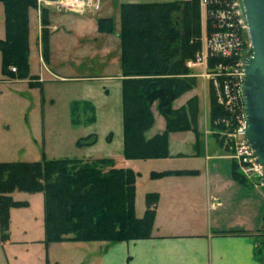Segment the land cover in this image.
Segmentation results:
<instances>
[{"label": "trees", "instance_id": "1", "mask_svg": "<svg viewBox=\"0 0 264 264\" xmlns=\"http://www.w3.org/2000/svg\"><path fill=\"white\" fill-rule=\"evenodd\" d=\"M201 0H142L120 5L121 67L123 79L124 156L130 159L164 158L169 153L171 132L192 130L199 137V99L193 96L186 105L174 108V102L195 86L188 77L187 61L201 48ZM233 0H206V32L227 34L234 42L230 55L210 54L209 65L233 66L238 59L239 27L232 10ZM5 12V38L0 39L2 72L8 78H29V11L37 0H0ZM44 58L48 57L50 24L48 11L42 12ZM98 29L114 32L112 17H100ZM238 39L237 41H235ZM12 67L16 71H12ZM234 77L222 84L233 85ZM210 127L219 135L225 120L232 123L241 110L221 104L210 88ZM166 120L165 130L151 138L146 132L154 125L152 106ZM78 104L72 105L77 112ZM73 122L76 119H72ZM93 120V118H92ZM96 135L79 138L77 145L95 143ZM233 176L250 185L234 162ZM195 170L152 172L151 177L196 174ZM132 169L115 168L110 158L82 160L57 158L23 162H0V243L9 239L10 210L26 206L12 193L42 192L44 196L45 243L74 241H126L148 238L155 220L157 193L146 195V211L137 217L136 178Z\"/></svg>", "mask_w": 264, "mask_h": 264}, {"label": "crops", "instance_id": "2", "mask_svg": "<svg viewBox=\"0 0 264 264\" xmlns=\"http://www.w3.org/2000/svg\"><path fill=\"white\" fill-rule=\"evenodd\" d=\"M112 1L100 0V10H87L83 13L56 9L54 7L57 6L54 4L50 5L52 8L49 9L50 6L45 5L42 1L38 4V8L30 9L29 63L30 76L33 79L5 76L2 72L0 53V84L3 82L14 84L25 80L29 87L42 86V102L45 104L47 100L43 96L45 95L44 85L54 77L60 80L69 78L90 80L97 77L79 78L80 76L76 72L77 68H74V66L79 67L82 64L79 55L74 54L75 57L70 58L69 49L71 46L67 41L68 36L75 31L78 36L75 45L78 49L77 52L83 49L84 45H89L92 46L91 55L98 56L102 53L108 57L118 56L121 66L120 5L128 1L142 0H116L118 14L117 20H114L115 31L101 32L98 29L100 17L115 19L109 12ZM41 8L47 9L50 21L47 26L50 32L47 58H44L43 52ZM5 35L4 5L0 2V39H4ZM58 42L60 43L58 44ZM97 42H102L99 44L102 47L101 50L96 48L99 46H94L98 45ZM36 63H38L37 72L33 68ZM187 76L193 75L188 74ZM106 77L116 78L121 84L120 87L123 88L122 67L120 73L107 74ZM203 84L206 86L204 81ZM85 88L86 92L80 99L70 101V112L73 114L72 105L74 102L89 104L92 107V120L97 109L90 96V91L94 89V86L87 84ZM205 93L208 105L206 120L207 124H210V96L208 97L206 90ZM3 94L4 90L0 88V95ZM190 94L191 91L178 98L174 102V108L179 109L186 105L187 101L192 98ZM49 101L52 103V101L55 102V99H49ZM200 102L199 97V113ZM121 107L123 118V99ZM152 111L155 122L146 132L148 138L162 133L166 128V120L157 110L156 104L152 106ZM119 114H121V110L117 115L119 116ZM158 119L160 128L155 129ZM91 134H95V132ZM208 135L210 134L206 133L205 137L201 139V135L199 134L197 137L192 130L171 132L169 135L170 155L164 158L130 159L126 158L124 154L116 155L112 152L106 155L79 158L82 160L110 158L114 161L115 168L132 169L138 173L136 192L139 189V184L144 182V197L146 198L148 193H157L158 201L155 206V220L150 237L118 242L100 240L57 242L68 252L69 256L64 259L65 264H264V189L254 188L236 179L233 176L234 162L221 154L217 138L214 137L216 142L214 144ZM172 140L177 142L175 148ZM185 144H188L190 151L182 150ZM142 163L149 166L146 172L141 170ZM170 170H195L197 173L151 177L152 172L160 173ZM145 198L144 202L140 203L139 212L136 193L137 217H142L146 211ZM11 210L9 239L0 244L3 246L7 243H19L27 246L45 245L44 211L42 226L37 236L27 234L28 226H24L20 230L23 234L17 236L14 233L16 230L12 224ZM52 245L56 244L51 242L48 247L50 248ZM56 263L59 264L55 259L52 263L49 260L47 262V264Z\"/></svg>", "mask_w": 264, "mask_h": 264}, {"label": "rangeland", "instance_id": "3", "mask_svg": "<svg viewBox=\"0 0 264 264\" xmlns=\"http://www.w3.org/2000/svg\"><path fill=\"white\" fill-rule=\"evenodd\" d=\"M41 1L43 3L44 0H37L36 8H38V4ZM54 6H57L54 7L56 9L69 12L57 4H54ZM109 7L110 15H113L115 17L114 20H117V1L113 0L110 2ZM51 8L52 6L49 7V9ZM203 8L200 1L201 48L199 52L204 50L207 45L206 16ZM100 9L101 6L98 9L89 10L97 11ZM100 14L102 15L103 13ZM76 32L69 35L67 41L69 46H71L69 49L70 58H74V54H76L79 55L82 62L79 67L74 66V68H77L76 72L80 76L79 78L85 76L97 77L90 80L72 78L60 80L54 77L55 79L53 78L44 85L45 95L43 96L47 100L45 104L42 102V86L29 87L25 80L14 84H6L4 82L0 84V88L4 90V94L0 95V161L32 162L42 160L43 157L47 159L87 158L106 155L111 152L116 155L124 154L121 107L122 88L116 78L106 77L107 74L115 75L121 72L118 56L108 57L102 53L98 56L91 55L92 46L89 45H84L83 49L77 52L78 49L75 45L78 36H76ZM247 41L249 43L248 37ZM97 43L98 45L94 46H99L102 42ZM248 43L246 47H249ZM96 48L102 49L101 46ZM33 68L37 72L38 63L34 64ZM188 68L190 74H194L188 77L195 79V86L190 90V95L192 97L197 96L198 99L200 97L201 101L198 121L199 134L201 135V139L205 137L206 133L210 134L208 135L209 139L216 144L214 138L216 133L211 129L210 124H207L206 120L208 105L205 93L206 90L209 97L210 88L211 86L214 87V84L212 78L199 76L204 72L214 74L215 70H211L207 65L203 64L192 65ZM203 81L206 83V86L203 84ZM87 84L94 86V89L90 91L93 104L97 108H95L93 120H91L92 107L89 104H78L77 112L73 114L70 112V101L80 99L86 92L85 86ZM182 96L183 94L180 97ZM53 98L55 102L52 101L50 103L49 99ZM120 110L121 114L118 116L117 114ZM74 118L77 122H73L72 119ZM160 118L162 117L160 116ZM159 119L155 129L160 128ZM93 132L96 134L95 143L77 145L76 142L79 138L86 137ZM172 144L175 148L177 142L172 140ZM220 147L221 154L225 156L230 154L231 149L224 139ZM182 150L185 152L190 151L188 144H185ZM96 159L99 158L87 160ZM140 167L143 172H146L149 166L142 163ZM144 191L145 184L141 182L136 192L138 210L141 208L140 203L144 202ZM12 196L15 200L27 201L26 206L14 207L11 210L12 224L16 230L14 233L17 236H21L23 233L20 230L24 226H28L27 234L29 236H37L40 233L43 219V193L16 190ZM54 243L56 245H52L50 248L48 247L50 243H44L45 245L41 246H27L19 243H7L8 245L5 244L4 246L0 244V264H47L48 260L52 263L53 259L58 260L59 264H65L64 259L69 256L68 252L60 245L61 241L60 243Z\"/></svg>", "mask_w": 264, "mask_h": 264}, {"label": "built area", "instance_id": "4", "mask_svg": "<svg viewBox=\"0 0 264 264\" xmlns=\"http://www.w3.org/2000/svg\"><path fill=\"white\" fill-rule=\"evenodd\" d=\"M45 5L57 4L71 12L83 13L89 9H98L100 0H44ZM201 5L204 7L206 16V0H201ZM232 10L237 18L239 27V52L237 62L233 66H226L223 70L221 65L211 67L209 65V57L212 53L222 52L225 55H230L234 42L231 39L226 41L227 34L222 32H214L207 36V45L204 50L198 52L195 59L187 61V66L197 64L207 65L211 70H215L214 74L210 72L201 73L199 76L212 78L214 89L218 101L225 104L229 108H233L235 103L240 102L241 110L236 116V121L232 123L228 119L225 120V128L220 131L219 135L229 145L231 152L226 157L232 159L239 167L240 172L248 180L250 185L257 189H264V166L258 159L249 140L246 137V129L248 128V120L245 112V103L242 94V84L245 78V63L251 55V44L248 43V25L245 17V11L242 5V0L232 1ZM236 39L235 41H237ZM249 40V38H248ZM247 43L249 47H246ZM12 71H16L12 67ZM194 75V74H192ZM234 77L235 82L232 86L222 84L226 81V77Z\"/></svg>", "mask_w": 264, "mask_h": 264}, {"label": "water", "instance_id": "5", "mask_svg": "<svg viewBox=\"0 0 264 264\" xmlns=\"http://www.w3.org/2000/svg\"><path fill=\"white\" fill-rule=\"evenodd\" d=\"M251 43L242 94L248 120L246 137L264 166V0H242Z\"/></svg>", "mask_w": 264, "mask_h": 264}]
</instances>
